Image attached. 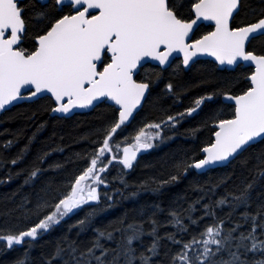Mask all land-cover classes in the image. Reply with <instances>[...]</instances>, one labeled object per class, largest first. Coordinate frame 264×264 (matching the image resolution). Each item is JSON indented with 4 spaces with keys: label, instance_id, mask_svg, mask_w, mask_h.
<instances>
[{
    "label": "snow or ice",
    "instance_id": "6c2138e0",
    "mask_svg": "<svg viewBox=\"0 0 264 264\" xmlns=\"http://www.w3.org/2000/svg\"><path fill=\"white\" fill-rule=\"evenodd\" d=\"M202 58H211L208 62L219 71L246 67L247 75L220 78L210 71L197 86L211 91L196 96L182 111L143 124L132 137L117 138L151 98L152 85L161 77L146 65L190 70ZM177 88L171 81L164 88L173 103L181 99ZM45 97L51 99L52 113L112 102L115 115L92 141L87 166L69 178L63 191L49 185L46 198L38 197L33 205L25 197L17 205L28 222L0 232L6 249L24 247L23 257L14 264H28L34 243L83 206L99 204L102 196L115 203L113 197L123 196L130 186L120 175L123 189H113L112 196L102 193L112 168L119 165L121 173L133 169L142 150L170 138L166 129L174 131L184 119L195 118L208 103L217 102L225 103L226 110H213L202 121L210 135L199 155L172 161L175 174L154 180L151 190L179 180L190 169L208 172L244 157L247 175L237 177L239 183L234 173L226 174L216 184L201 187L203 195L187 208L153 204L147 221L145 213L140 219L118 217L95 228L86 245L64 236L44 264H264V0H0V112L14 102ZM47 156H38L39 163ZM43 172L34 166L25 184ZM229 181L232 190L226 188ZM147 184L142 181L140 187ZM221 186L224 194L211 199ZM197 205L202 214L194 219ZM241 207L244 211L233 219ZM95 211L69 225V232L77 228L79 235L90 227ZM167 225L175 231L161 235L160 228ZM145 235L151 236L147 245Z\"/></svg>",
    "mask_w": 264,
    "mask_h": 264
},
{
    "label": "trees",
    "instance_id": "16d2710c",
    "mask_svg": "<svg viewBox=\"0 0 264 264\" xmlns=\"http://www.w3.org/2000/svg\"><path fill=\"white\" fill-rule=\"evenodd\" d=\"M252 2L255 3V0ZM32 24L35 28V21ZM256 46L260 47L259 44ZM146 69L160 71L161 77L152 85L151 98L144 104L136 118L123 129L118 139L134 136L143 124L152 121L159 122L166 115L182 111L183 107L190 106L196 96L211 91L212 87L197 86L210 71L215 70L220 78L238 77L241 73L247 75L246 67L235 71H219L214 69L208 60H201L190 70L177 69L175 65L167 68L166 71L153 65H148ZM169 81L178 86L177 91H182L181 99L177 103H173V99L164 92L165 85ZM157 98H159V103H154ZM51 106V99L45 97L32 102L20 103L0 114V232L16 230L28 222L17 209V205L25 197L34 205L38 197L46 198L50 193V189L46 186L50 185L52 189L64 190L62 186L67 185L69 178L87 166L86 154L93 147L92 141L97 139L98 134L113 120L115 115L114 107L107 103L99 104L89 112L76 113L71 117L52 116L49 111ZM213 110H226V105L223 102L208 103L204 111L195 115V118L184 119L174 131L166 129V135L170 138L162 143L158 141L156 146L140 157L133 169L121 173L119 165L112 168L108 173L109 185H101L100 190L112 196L113 189H123L119 180L120 175H123L130 186L123 191V196L113 197L115 203L105 201L102 196L99 204L90 202L91 207L83 206L76 215H72L70 219L65 218L59 226L44 233L32 246L27 257L28 264H44V260L53 253L57 243L64 236H69L86 245L93 239L95 228H102L118 217L127 215L129 220L140 219L141 213H145L143 218L147 221V210L153 204H160L165 209L187 208L190 203L203 195L200 191L201 187L216 184L226 174L234 173L233 179L235 183H239L236 178L247 175L246 169L241 164L244 157L232 164L216 167L208 172L197 173L190 169L187 174L181 173L179 180L164 185L158 191L151 190L156 187L154 180H167L170 174H175L171 166L172 161L185 154L192 155L195 152L199 155V149L203 147L210 135L201 123ZM7 141H12V144L5 146ZM259 147L257 146L255 151H259ZM43 153H48V156L41 164L37 158ZM17 156L22 158L12 165L11 160ZM245 156L248 157L249 154ZM50 164H61L63 168H50ZM34 166L41 167L44 172L25 184V178ZM10 175L12 178L9 180ZM142 181L148 182L145 188L140 187ZM226 188L232 190L233 181H229ZM225 190V186L217 188L216 194L211 199H218ZM133 191L138 192V195L131 196L130 192ZM204 202H208L207 197ZM252 207L255 208V204ZM93 208L96 211L91 226L86 227L79 235H77V228L69 232V225H75L78 219L92 212ZM199 209L200 206L197 205V211L193 214L194 219L202 214ZM224 211H228L227 207ZM243 211L244 208L241 207L233 215V219H237L238 213ZM218 214L222 215L219 212ZM165 215L166 213L160 215L159 219L163 220ZM145 231L146 233L148 231L147 223ZM165 231L174 232L175 228L171 225L160 228L161 235ZM260 238L264 239V236ZM150 240L151 236L145 235L143 243L147 245ZM23 254L24 247L16 246L9 250L4 247L3 242H0V264H14L17 258L23 257Z\"/></svg>",
    "mask_w": 264,
    "mask_h": 264
},
{
    "label": "water",
    "instance_id": "95a60500",
    "mask_svg": "<svg viewBox=\"0 0 264 264\" xmlns=\"http://www.w3.org/2000/svg\"><path fill=\"white\" fill-rule=\"evenodd\" d=\"M209 59H211V58H202L201 60H209ZM154 64V63H153ZM155 65V64H154ZM221 68H229L230 66H220ZM37 100V99H36ZM23 102H32V101H17V102H14V104L13 105H9V106H7L8 107V109H10V108H12L13 106H16V105H18V104H20V103H23ZM107 104H110V105H112V102H108ZM98 106V105H97ZM96 107V106H95ZM95 107H89V108H86V109H75L73 112H71V113H67V114H64V113H52L51 112V115L52 116H60V117H71L72 115H74V114H76V113H85V112H89V111H91V110H93ZM3 112H5V111H3ZM3 112H0V114H2ZM132 121V120H131ZM131 123V122H130ZM129 123V124H130ZM128 124V125H129ZM147 152V150H142V152L140 153V154H138V157H137V161L140 159V157L144 154V153H146ZM228 165V164H227ZM226 166V165H225ZM216 167H222V166H216ZM216 167H214V168H216ZM197 173H202V172H199L198 170H195Z\"/></svg>",
    "mask_w": 264,
    "mask_h": 264
},
{
    "label": "flooded vegetation",
    "instance_id": "af4514ba",
    "mask_svg": "<svg viewBox=\"0 0 264 264\" xmlns=\"http://www.w3.org/2000/svg\"><path fill=\"white\" fill-rule=\"evenodd\" d=\"M149 65H153V66H156V65H154V64H149ZM147 66H148V65H146V68H147ZM162 70H163V69H162ZM184 70H185V69H184ZM221 99L223 100V98H221Z\"/></svg>",
    "mask_w": 264,
    "mask_h": 264
}]
</instances>
